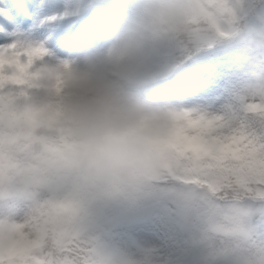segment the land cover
Masks as SVG:
<instances>
[{
    "label": "clouds",
    "instance_id": "obj_1",
    "mask_svg": "<svg viewBox=\"0 0 264 264\" xmlns=\"http://www.w3.org/2000/svg\"><path fill=\"white\" fill-rule=\"evenodd\" d=\"M228 24L264 53V27L249 26L231 0H144L121 13L106 47L71 56L22 39L0 46V193L16 187L31 201L22 230L0 236L6 264H95L90 252L61 248L93 190L184 178L222 206L245 200L242 178L258 150L243 123L136 91L156 85L168 49H190ZM240 96V109L264 115V63L250 66ZM64 178L75 191H51ZM249 264H264V247Z\"/></svg>",
    "mask_w": 264,
    "mask_h": 264
},
{
    "label": "rangeland",
    "instance_id": "obj_2",
    "mask_svg": "<svg viewBox=\"0 0 264 264\" xmlns=\"http://www.w3.org/2000/svg\"><path fill=\"white\" fill-rule=\"evenodd\" d=\"M21 2L28 7L10 23L12 41L34 42L40 35L49 42V38L60 39L73 31L78 40L83 31H91L89 40L95 43L106 37V47L120 26L121 13L137 11L144 0H0V5L11 9ZM231 3L236 13L248 12L247 0ZM258 15L264 16V4ZM85 16L92 22L81 31L82 26L77 25ZM259 24L255 20L248 22L254 27ZM31 27L35 28V36L31 35ZM3 45L6 42H0ZM242 61L239 72L222 71L213 64L203 73L175 63L166 66L154 87H137L136 91L154 96L159 103L231 116L246 122L259 134L264 130L239 108L237 101L238 97L242 99L240 94L248 82L250 66L264 63V53L245 48ZM260 160H264V155L257 162L264 168ZM66 186H73L75 191L71 178L57 181L52 188L66 192ZM44 192L49 193V189ZM30 203L26 191L10 187L0 193V218H23ZM212 205L207 193L195 186L170 187L158 182L142 190L98 189L79 208L77 231L91 232L92 252L98 264H200L208 259L213 264H249L252 256L264 247V219L252 226L244 214H214ZM23 225L16 229L22 230ZM75 235L73 232L72 237Z\"/></svg>",
    "mask_w": 264,
    "mask_h": 264
},
{
    "label": "trees",
    "instance_id": "obj_3",
    "mask_svg": "<svg viewBox=\"0 0 264 264\" xmlns=\"http://www.w3.org/2000/svg\"><path fill=\"white\" fill-rule=\"evenodd\" d=\"M248 2V12L243 14H238L239 17L244 18L247 23L249 20L260 22L258 11L261 9L264 4V0H247ZM228 26L230 29L228 30ZM259 27H264V25H260ZM226 31L219 30L214 36L209 39H205L195 44L190 49L179 50L177 48H173L169 50L171 52L170 58L168 61L172 63H179L187 66L188 68L194 70H201L205 73L213 64H216L219 69L222 71L234 70L235 72H239L242 68V58L245 50L244 44L241 42L240 33L241 27L239 24H228L224 27ZM240 69V70H239ZM239 70V71H238ZM250 117L254 119L264 130V117L255 115L250 113ZM255 148L258 150L257 155L253 158L250 163L249 168L247 169L245 175L242 178L243 190L252 191L260 185H264V168H261L257 165L259 158L264 155L260 149L254 144ZM164 185H169L170 187H186V186H195L196 188L202 189L198 185H194L189 183L184 178H175L172 181H165ZM203 190V189H202ZM51 191H56V188L53 187ZM51 191L49 193L44 192L42 194L43 197H47L51 195ZM206 192V191H205ZM61 195L65 194L64 191L58 192ZM208 202H211L212 207L211 211L214 214L221 215H239L244 214L245 220L249 221L252 226H256L260 221L264 219V202L260 200L248 199L242 202L231 203L227 206H222L219 203H216L210 196L208 192ZM228 222V218L225 219ZM226 224L225 222H223ZM230 225V224H228ZM219 227V226H218ZM87 245V252L92 253V257L94 258L95 264H98L97 257L93 255L92 252V234L89 230L78 234ZM252 238H254V233L252 234ZM71 243V240L69 241ZM19 254H25L24 248H19L17 251ZM212 259H208L205 261H201L200 264H213Z\"/></svg>",
    "mask_w": 264,
    "mask_h": 264
},
{
    "label": "snow or ice",
    "instance_id": "obj_4",
    "mask_svg": "<svg viewBox=\"0 0 264 264\" xmlns=\"http://www.w3.org/2000/svg\"><path fill=\"white\" fill-rule=\"evenodd\" d=\"M26 7H28V5L24 4L23 2L12 6L11 9L3 5H0V15L9 17V19H11L13 15L18 17L23 12V9ZM0 31H3V29L0 28ZM42 42L51 51V48L49 47L46 41L41 40L35 43L40 44ZM7 45H3V46H7ZM52 47H55L56 51L62 56L70 54L66 46L62 47V42L57 37L52 38ZM259 116L264 117V115H259ZM241 122L243 123V130L245 131V133L249 135V137L254 141V143L257 145L260 151L264 153V132L258 134L257 132L251 130V128L248 126L246 122L243 121ZM248 199L260 200L264 202V185H260L252 191L245 190V200ZM21 224H25L23 218L20 219L0 218V236H2L6 230L9 232L13 231L14 229H16L17 226ZM61 248L65 251H71L72 249H75V251L80 253L81 255L87 252V245L79 235L72 237L70 248L64 249V245H61ZM68 259L72 261V264H75V261L72 260L71 256H69ZM0 264H6L2 252H0Z\"/></svg>",
    "mask_w": 264,
    "mask_h": 264
},
{
    "label": "bare ground",
    "instance_id": "obj_5",
    "mask_svg": "<svg viewBox=\"0 0 264 264\" xmlns=\"http://www.w3.org/2000/svg\"><path fill=\"white\" fill-rule=\"evenodd\" d=\"M15 17H17V16L13 15L12 18L9 19V17L0 15V26H2L5 29L3 32H0V42H6V44H9V43L12 42V37H11V33H10V27H11L10 23H11V21H13V19ZM34 20H35V16L33 15V20L32 21H34ZM28 22H30V21H28ZM91 22H92L91 18L89 20L85 16L83 19L80 20V22H79L80 25H77V26L78 27L82 26V29H81V31H82L84 29V27L86 25L90 24ZM94 28L95 27L93 26V29ZM29 29L32 31L31 35H33L35 33V31H34L35 28L31 27ZM36 34H34L33 36H35ZM90 34H91V31L90 32H86V33L83 31L81 37L78 40H77L75 31H73L70 35H65L63 37H60V41L62 42V47L66 46L68 51H69V53H70L69 55H63V56L75 55V54L83 52L84 50H86V49H88L90 47H105L106 37L105 38H100V39L97 40V42L94 43L92 40H89ZM49 39H50V41L47 42V43L51 44V47H52V39L51 38H49ZM14 40H17V39H14ZM41 40L47 41L45 37L42 38L39 35L38 40L36 39V40H34V42L41 41ZM94 44H96V46H94ZM53 48H54V51H52V52L58 53L56 51L55 47H52V49Z\"/></svg>",
    "mask_w": 264,
    "mask_h": 264
}]
</instances>
